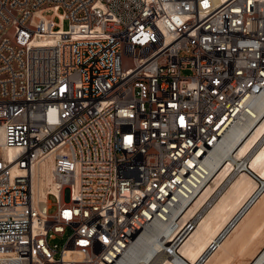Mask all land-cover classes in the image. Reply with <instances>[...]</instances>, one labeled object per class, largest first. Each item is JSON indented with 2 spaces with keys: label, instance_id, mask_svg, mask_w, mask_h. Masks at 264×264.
Instances as JSON below:
<instances>
[{
  "label": "built area",
  "instance_id": "1",
  "mask_svg": "<svg viewBox=\"0 0 264 264\" xmlns=\"http://www.w3.org/2000/svg\"><path fill=\"white\" fill-rule=\"evenodd\" d=\"M263 94L264 0H0V264H124ZM48 155L55 203L34 198Z\"/></svg>",
  "mask_w": 264,
  "mask_h": 264
},
{
  "label": "bare ground",
  "instance_id": "2",
  "mask_svg": "<svg viewBox=\"0 0 264 264\" xmlns=\"http://www.w3.org/2000/svg\"><path fill=\"white\" fill-rule=\"evenodd\" d=\"M256 105L258 117L236 123L213 151L208 163L211 169L208 182L181 203L176 214L177 225L152 224L129 247L123 257L124 264H229L235 254H243L264 235V191L248 208L242 207L257 183L246 170L236 173L245 161L243 158L248 157V168L262 178L264 185V94L256 100ZM14 153V149L5 151L10 157ZM53 167L51 155L33 167L36 201L50 203L48 193L66 197L64 190L58 191ZM231 219H235L234 226L224 238L217 240L216 236ZM180 235L182 242L176 243ZM212 241L218 245L213 251ZM173 250L178 253L175 261L167 256ZM248 264H264V244Z\"/></svg>",
  "mask_w": 264,
  "mask_h": 264
},
{
  "label": "crops",
  "instance_id": "3",
  "mask_svg": "<svg viewBox=\"0 0 264 264\" xmlns=\"http://www.w3.org/2000/svg\"><path fill=\"white\" fill-rule=\"evenodd\" d=\"M264 244V235L243 254H235L229 264H248ZM255 254V255H254Z\"/></svg>",
  "mask_w": 264,
  "mask_h": 264
},
{
  "label": "rangeland",
  "instance_id": "4",
  "mask_svg": "<svg viewBox=\"0 0 264 264\" xmlns=\"http://www.w3.org/2000/svg\"><path fill=\"white\" fill-rule=\"evenodd\" d=\"M65 27H67L68 26V22H65V25H64ZM184 73H189V71H185ZM49 189V188H48ZM48 191H50V190H48ZM48 195H49V193H48ZM49 198H50V200L53 202V203H55V197L54 196H49ZM56 210V205H52L50 208H49V211L50 212H54ZM56 242H59V244H62L63 243V240L62 239H57L56 240Z\"/></svg>",
  "mask_w": 264,
  "mask_h": 264
}]
</instances>
